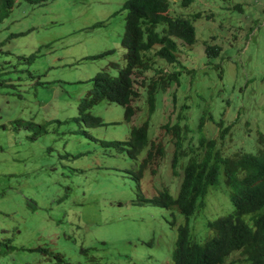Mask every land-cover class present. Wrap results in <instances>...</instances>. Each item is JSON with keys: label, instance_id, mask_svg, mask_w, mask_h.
Here are the masks:
<instances>
[{"label": "rangeland", "instance_id": "1", "mask_svg": "<svg viewBox=\"0 0 264 264\" xmlns=\"http://www.w3.org/2000/svg\"><path fill=\"white\" fill-rule=\"evenodd\" d=\"M123 1L14 0L0 20V264H162L170 260L177 224L186 222L203 240L206 221L232 209L221 169L186 217L174 204L137 201L130 169L142 151L132 158L126 146L102 141L123 140L131 125L148 120L150 139L166 154L157 174L150 173L156 163L143 167L138 187L145 196L162 185L176 193L180 171L171 174L172 139L163 123L181 115L194 130L182 144L196 157L199 121L207 138L229 126L222 140L227 150L259 147L264 0H169L172 15L200 12L192 21L194 42L176 38V61L154 58L164 72L179 69L177 79L155 91L148 113L145 85L156 72H135L130 118L120 103L98 99L87 111L101 123L85 125L77 104L91 76L100 68L115 74L109 62H124ZM204 42L217 44L218 53L206 55ZM105 49L111 50L89 57ZM237 257L234 251L222 264H236Z\"/></svg>", "mask_w": 264, "mask_h": 264}, {"label": "trees", "instance_id": "2", "mask_svg": "<svg viewBox=\"0 0 264 264\" xmlns=\"http://www.w3.org/2000/svg\"><path fill=\"white\" fill-rule=\"evenodd\" d=\"M190 1L180 0L182 5ZM13 3L14 0H0V20L9 13ZM121 7L125 9V14L119 42L124 47V62L121 66L114 61L109 62L110 66L117 68L115 74L100 68L91 76V86L86 90L85 99L77 104V111L85 125L101 123L100 116L85 111L98 99L120 103L123 105V117L129 119L133 113L130 101L137 95L132 86L133 75L149 69L156 72V76L150 77L145 85L147 112L151 113L154 109L155 91L164 90L170 81L177 79L179 73V69L164 72L160 67H155L154 58L175 62L178 48L176 38L186 44L195 40L192 21L200 16L198 11L192 15H172L169 12V0H124ZM203 49L206 55H215L219 46L204 42ZM110 50H101L89 57H98ZM183 120L181 115L179 122L175 120L171 124L163 123L172 139L170 170L173 174L180 171L178 175L181 178L175 195L170 194L166 187L150 196L140 193L138 184L143 167L148 161L154 162L157 165L151 168L150 173L157 174L161 159L166 154L161 142L153 143L150 139L147 119L131 125L123 140L102 141L121 149L126 146L125 149L132 158H136L142 151L137 167L130 169L137 201L162 206L174 204L185 217L203 202L204 194L216 181L221 169L232 209L219 215L214 222H207L209 227L212 228L213 225L217 230L216 237L212 235L197 240L185 222L177 224L170 260L162 264H222L234 251L239 253V257L232 260L236 264H264V133L257 130L256 138L261 141V145L254 151L236 149L232 152L222 147L228 125L219 128L217 138H207L202 133V122L199 121L196 137L202 150L201 155L196 157L192 149L186 151L182 144L194 135V130ZM188 131L191 134L187 135ZM183 156L186 159L181 163Z\"/></svg>", "mask_w": 264, "mask_h": 264}, {"label": "clouds", "instance_id": "3", "mask_svg": "<svg viewBox=\"0 0 264 264\" xmlns=\"http://www.w3.org/2000/svg\"><path fill=\"white\" fill-rule=\"evenodd\" d=\"M82 99H85V97L81 98V99L79 100V102H80ZM79 102H78V103H79ZM90 106H91V105H90ZM90 106H88V107L85 109L86 112H88L87 109H88ZM88 113H89V112H88ZM171 174H172V175H175V174H173V173H171ZM180 178H181V177H180ZM179 181H180V179H179ZM178 184H179V182H178ZM163 187H166L167 190H168V186H167V185H162L161 188L157 190V192H158L159 190H162ZM177 188H178V187H177ZM157 192H156V193H157ZM168 192H169V191H168ZM176 192H177V190H176ZM156 193H154V194H156ZM201 204H202V203H201ZM201 204H200V205H201ZM230 211H231V210H230ZM227 213H228V212H227ZM225 214H226V213H225ZM189 215H190V214H189ZM220 215H222V214H220ZM187 216H188V215H187ZM218 216H219V215L215 216V217L212 218V219L207 220V221H206V225H207V222H208V221H213V222H214L215 220H217V217H218ZM185 223H186V222H185ZM182 224H183V223H182ZM207 229L209 230V234H208L207 236H205L204 239L207 238V237H209V236H212V235H213L214 237H216L217 230L215 229V227H214L213 225H212V228L209 227V226L207 225ZM163 263H164V262H163Z\"/></svg>", "mask_w": 264, "mask_h": 264}]
</instances>
